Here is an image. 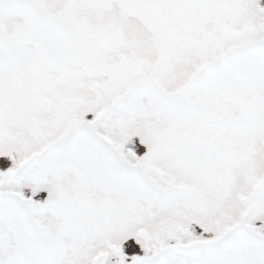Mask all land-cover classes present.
<instances>
[{"label":"snow or ice","instance_id":"snow-or-ice-1","mask_svg":"<svg viewBox=\"0 0 264 264\" xmlns=\"http://www.w3.org/2000/svg\"><path fill=\"white\" fill-rule=\"evenodd\" d=\"M0 264H264V0H0Z\"/></svg>","mask_w":264,"mask_h":264}]
</instances>
